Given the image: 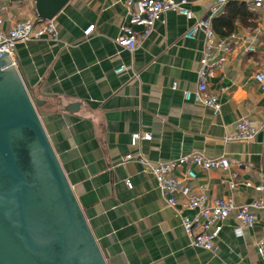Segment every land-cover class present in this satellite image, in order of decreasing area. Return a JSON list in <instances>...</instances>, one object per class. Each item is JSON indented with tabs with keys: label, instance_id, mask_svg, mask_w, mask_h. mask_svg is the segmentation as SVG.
I'll use <instances>...</instances> for the list:
<instances>
[{
	"label": "crops",
	"instance_id": "1",
	"mask_svg": "<svg viewBox=\"0 0 264 264\" xmlns=\"http://www.w3.org/2000/svg\"><path fill=\"white\" fill-rule=\"evenodd\" d=\"M127 1L70 0L52 20L57 41L20 43L12 58L23 86L40 102L41 125L105 264H263L257 247L264 246V210L255 212L250 228L230 215L211 250L193 248L180 216L192 218L195 212L182 208L181 196L174 208L168 206L154 177L136 159L124 158L139 153L155 164L190 154L224 156L227 169L193 168L196 179L189 185L205 194L206 204L225 197L238 205L255 199L254 187L264 183V93L253 78L264 73V13L238 0L253 19H238L226 36L212 29L230 49L207 82L221 104L215 113L183 99V91L196 88L204 47L202 33L194 40L184 34L197 20L211 25L227 4L188 0L193 19L165 13L130 52L114 42L126 23ZM34 2L0 0V27L36 19ZM119 66L125 70L115 74ZM243 118L257 134L249 142H227ZM134 132H148L151 141L130 148Z\"/></svg>",
	"mask_w": 264,
	"mask_h": 264
},
{
	"label": "water",
	"instance_id": "2",
	"mask_svg": "<svg viewBox=\"0 0 264 264\" xmlns=\"http://www.w3.org/2000/svg\"><path fill=\"white\" fill-rule=\"evenodd\" d=\"M69 1L35 0L37 17L53 20ZM6 54L0 52V264H105L41 125L40 102Z\"/></svg>",
	"mask_w": 264,
	"mask_h": 264
},
{
	"label": "built area",
	"instance_id": "3",
	"mask_svg": "<svg viewBox=\"0 0 264 264\" xmlns=\"http://www.w3.org/2000/svg\"><path fill=\"white\" fill-rule=\"evenodd\" d=\"M232 0H215L219 7L225 6ZM251 11L264 13V0H245ZM188 0H129L125 4L126 23L120 28L114 42L117 46L130 52L136 50L141 43L151 34L156 22H163V16L167 12H173L183 16L187 20L193 19V14L186 7ZM2 20L0 19V26ZM264 24V15H263ZM94 25L88 26L83 31V35L88 37ZM136 28H140L136 30ZM202 33L204 35V47L200 61V69L197 73V84L193 91L185 90L182 92L185 101H192L218 113L221 108L219 98L216 94L209 91L207 82L213 77L226 61V53L229 52V45L221 40H216L210 22L207 19H200L194 22L188 31L184 34L185 39L194 40L196 36ZM42 38L57 41V32L52 20H41L38 17L34 20L16 21L8 29L0 27V52H7L11 59L14 50L20 43H26L32 40ZM247 51H254V48L248 47ZM125 70L124 66H119L114 70L119 74ZM254 80L261 92L264 93V73L257 72ZM171 89L176 90V83L171 84ZM258 129L255 128L247 119L243 118L235 125L234 133L226 141L253 140ZM151 141V135L148 132H134L130 135V148L137 149L140 142ZM125 160L136 159L144 167L145 172H149L155 179L156 185L163 196L167 198V205L174 208L177 205V196L183 197L182 208L193 210L194 216L188 218L180 216L181 226L189 239L193 248L211 250L214 241L218 238L223 222L233 215L242 226L250 228L256 223V211L264 210V183L254 187L257 196L253 201L247 204L238 205L231 197L218 198L206 202V196L202 192L193 189L189 182L196 179L193 168L202 171L225 170L229 167V161L222 156L215 159H208L200 154H190L182 156L171 162H157L150 164L139 153L127 154ZM180 172L181 175H175ZM125 185L128 189L132 184L126 180ZM235 184H229L230 189H234ZM200 190L203 188L199 187ZM257 253L264 264V246L259 244Z\"/></svg>",
	"mask_w": 264,
	"mask_h": 264
},
{
	"label": "trees",
	"instance_id": "4",
	"mask_svg": "<svg viewBox=\"0 0 264 264\" xmlns=\"http://www.w3.org/2000/svg\"><path fill=\"white\" fill-rule=\"evenodd\" d=\"M238 19L252 20V14L247 10L244 2L232 0L225 6L223 15L212 21L211 27L220 35L231 34L234 22Z\"/></svg>",
	"mask_w": 264,
	"mask_h": 264
},
{
	"label": "flooded vegetation",
	"instance_id": "5",
	"mask_svg": "<svg viewBox=\"0 0 264 264\" xmlns=\"http://www.w3.org/2000/svg\"><path fill=\"white\" fill-rule=\"evenodd\" d=\"M46 240H47V238H46ZM51 240H53V242H54V238H51ZM55 242H56V241H55ZM55 242H54V243H55ZM51 244H52V243H51ZM69 256L72 257V256H73V253H72V252H69V253H68V257H69Z\"/></svg>",
	"mask_w": 264,
	"mask_h": 264
}]
</instances>
